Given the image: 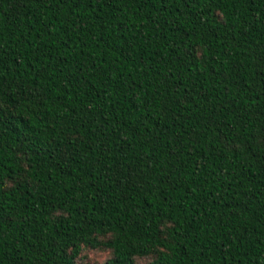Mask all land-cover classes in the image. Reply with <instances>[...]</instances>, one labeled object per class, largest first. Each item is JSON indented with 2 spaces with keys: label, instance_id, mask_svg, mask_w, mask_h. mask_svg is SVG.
<instances>
[{
  "label": "trees",
  "instance_id": "1",
  "mask_svg": "<svg viewBox=\"0 0 264 264\" xmlns=\"http://www.w3.org/2000/svg\"><path fill=\"white\" fill-rule=\"evenodd\" d=\"M264 264V0H0V264Z\"/></svg>",
  "mask_w": 264,
  "mask_h": 264
},
{
  "label": "rangeland",
  "instance_id": "2",
  "mask_svg": "<svg viewBox=\"0 0 264 264\" xmlns=\"http://www.w3.org/2000/svg\"><path fill=\"white\" fill-rule=\"evenodd\" d=\"M109 257V251L88 249L84 252V264H101ZM147 259L139 260L140 264L147 263Z\"/></svg>",
  "mask_w": 264,
  "mask_h": 264
}]
</instances>
